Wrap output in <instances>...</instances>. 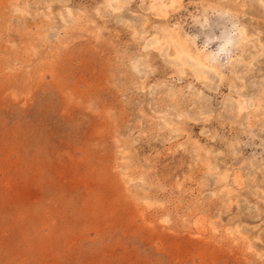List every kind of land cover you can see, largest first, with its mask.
<instances>
[{"label":"rangeland","instance_id":"rangeland-1","mask_svg":"<svg viewBox=\"0 0 264 264\" xmlns=\"http://www.w3.org/2000/svg\"><path fill=\"white\" fill-rule=\"evenodd\" d=\"M159 4L0 0V264H264V0Z\"/></svg>","mask_w":264,"mask_h":264},{"label":"bare ground","instance_id":"bare-ground-1","mask_svg":"<svg viewBox=\"0 0 264 264\" xmlns=\"http://www.w3.org/2000/svg\"><path fill=\"white\" fill-rule=\"evenodd\" d=\"M169 3L174 6L176 3L180 2L181 0H160L159 9L160 11L165 14V8L167 7V4ZM242 36V35H241ZM245 37V36H244ZM246 39V38H245ZM199 60V59H198ZM208 60V59H207ZM206 61V60H205ZM201 64V63H200ZM202 66V65H201ZM205 68V67H204ZM210 70V69H209ZM215 71V70H214Z\"/></svg>","mask_w":264,"mask_h":264}]
</instances>
